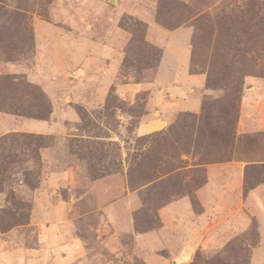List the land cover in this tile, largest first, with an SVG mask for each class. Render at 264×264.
Returning a JSON list of instances; mask_svg holds the SVG:
<instances>
[{
	"label": "rangeland",
	"instance_id": "obj_1",
	"mask_svg": "<svg viewBox=\"0 0 264 264\" xmlns=\"http://www.w3.org/2000/svg\"><path fill=\"white\" fill-rule=\"evenodd\" d=\"M253 1L264 0H0V235L35 246L39 227L33 224L44 216L42 204L57 195L73 200L75 235L92 261L178 264L174 253H155L138 236L160 227L161 205L204 182V170L196 168L226 161L235 151L258 161L248 169L250 183L264 181V133L239 135L236 125L241 91L250 80L264 79V10L254 20L256 13L245 10ZM151 25L194 29L191 71L206 75V93L200 115L181 114L167 131L138 137L151 93L125 94L122 85L154 79L160 56L150 42ZM80 36L87 41L85 58L106 55L99 81L91 70L80 78ZM41 93L53 113L59 103L58 116L66 119L56 120L50 134L25 132ZM228 109L230 132L242 142L233 147L231 141L228 153L219 155L213 134ZM200 132L208 136L203 144ZM167 167L175 171L155 173ZM130 192L138 198L128 234L124 203L117 213L108 207ZM257 239L254 227L222 250L204 244L189 264H247L246 241Z\"/></svg>",
	"mask_w": 264,
	"mask_h": 264
},
{
	"label": "crops",
	"instance_id": "obj_2",
	"mask_svg": "<svg viewBox=\"0 0 264 264\" xmlns=\"http://www.w3.org/2000/svg\"><path fill=\"white\" fill-rule=\"evenodd\" d=\"M149 31L150 42L162 52L154 79L149 83L122 85L125 94L133 91L151 93L146 105L148 113L141 118L135 129L138 137L167 131L181 114L200 115L207 84L205 74L191 71L193 28L181 27L169 31L151 25ZM85 42L86 39L80 36V78L86 79L91 70L92 73H98L96 81H99V65L106 55L96 60L85 58V49H82ZM96 62L99 67L95 66ZM119 68L112 62V73ZM108 81L110 85L114 80L109 78ZM249 83L250 88L243 92L241 100L237 128L239 135L264 133V79L254 78ZM104 91L108 92V89ZM57 104L54 105L53 121H26L22 130L35 134L52 133L56 120L66 119L65 116H58ZM250 166L241 159L200 165L196 169L204 170V182L192 193L161 206L158 209L160 227L155 232L140 234V241H147L146 248L155 253H174V258L179 260L178 264H189L204 244H207L208 249L222 250L232 239L255 227L257 242L251 244L246 241L250 252L249 264H264V183L246 190ZM194 168L190 166L182 170ZM137 196V192H130L108 207L109 211L117 213L118 203H124L120 210L128 222V234L134 231L133 214L137 207L134 205ZM55 197L42 204L44 216L40 222L33 224L39 227L35 246L20 245L10 237L0 235V264H113L102 258L95 262L90 259L83 241L75 235L73 200L60 199L57 195ZM152 263L158 264L159 261ZM160 264H168V261Z\"/></svg>",
	"mask_w": 264,
	"mask_h": 264
},
{
	"label": "trees",
	"instance_id": "obj_3",
	"mask_svg": "<svg viewBox=\"0 0 264 264\" xmlns=\"http://www.w3.org/2000/svg\"><path fill=\"white\" fill-rule=\"evenodd\" d=\"M245 10L246 11H249V12H254V13H256V16H255V18H254V20L258 17V13H260L262 10H264V1H253V3H252V5L250 6L249 4H247V5H245ZM181 26L179 25V26H177L176 28H174V29H172V30H176V29H178V28H180ZM194 30V29H193ZM250 30V29H249ZM192 40H193V38H192ZM236 46H240V45H242L243 44V40H240V41H237L236 42ZM155 47V46H154ZM157 48V47H156ZM156 48H154V51L156 52V53H158L159 54V59L157 60V66H158V64H159V62H160V59H161V55H162V52H161V50L160 49H156ZM236 51H241L240 49H236ZM243 74H244V72L243 71H241ZM238 83V82H237ZM239 84H240V82H239ZM241 84L243 85L244 84V80H241ZM238 89H239V86L237 85V86H235L234 88H233V91H234V93H236L237 91H238ZM242 89H243V86H242ZM233 93V94H234ZM43 96H45L44 95V93H43V95H42V93H41V97H42V101H39L40 103H41V105L38 107L39 109H38V112L36 113V114H32V115H30V118H33V119H35V120H44V121H48L49 119H50V117H51V115H52V105H51V103L48 101V100H46V99H44V97ZM242 96H243V91H241V97H240V106H241V100H242ZM230 108V107H229ZM203 109H204V106H203ZM189 114V113H188ZM223 115H224V118H223ZM239 116H240V107H239ZM239 116H237V121H236V125H237V128H238V120H239ZM202 117V119H203V121L205 122H207V120L209 119L208 117H204V116H201ZM208 118V119H207ZM229 118H231V110L230 109H228V110H226V111H224L223 113H222V119H223V125H222V127L220 128V130L216 133V134H213V137L215 138V139H217L218 141H220V144H221V146H220V149H219V151L217 152V154H219V155H223V154H227L228 153V151H229V148H230V143H231V141L233 142V147H235V144L237 143V142H242V141H240L241 140V137H239V136H237L238 134L237 133H235L233 136H232V134H231V132H230V129H229V124L231 123L230 121H229ZM206 138H208V136L206 135V134H202L201 132L198 134V136H197V140H198V143H199V141H201L202 143L201 144H203V139H206ZM233 139V140H232ZM235 149V148H234ZM200 151V154H199V152H198V155H203V153H202V151H203V149L202 150H199ZM238 154V155H237ZM237 154H235V151H234V153L231 155V158H229L228 160H231V159H241V160H245V161H247L251 166L250 167H255L256 166V162H258V161H253V160H250L251 158L248 156V155H243V153H237ZM195 155H196V153H195ZM208 155V154H207ZM197 156V155H196ZM5 159V158H4ZM228 160H226V161H228ZM202 161V160H201ZM222 162H225V161H222ZM214 163H219V162H214ZM207 164H212V162H208V163H206V164H203V165H207ZM259 166H264V164H261V165H259ZM249 167V168H250ZM4 168V170L6 169L5 167H3ZM248 168V169H249ZM173 170V168H171V169H169V167H167V169L166 168H156V170H155V173L157 174V175H159V174H164L165 172V176L167 175V176H169L171 173H173L174 171H175V169H174V171H172ZM158 171V172H157ZM172 171V172H171ZM248 174H249V171H247V177H246V190L247 191H249V190H251V189H253L257 184H259V183H264V181H258L257 183H250V181L248 180ZM152 183H153V181H152ZM172 201V200H171ZM170 202V201H169ZM168 203V202H167ZM167 203H165V204H167ZM194 203H195V201H194ZM165 204H163V205H165ZM163 205H161V206H163ZM160 206V207H161ZM159 207V208H160ZM158 208V209H159ZM158 209H157V211H156V215L158 216ZM144 233V232H143ZM249 252V251H248ZM250 253V252H249ZM250 263V254H249V258H248V263L247 264H249Z\"/></svg>",
	"mask_w": 264,
	"mask_h": 264
}]
</instances>
